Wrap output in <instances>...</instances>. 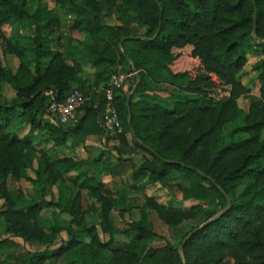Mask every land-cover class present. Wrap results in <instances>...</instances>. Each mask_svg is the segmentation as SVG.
<instances>
[{
    "label": "trees",
    "instance_id": "obj_1",
    "mask_svg": "<svg viewBox=\"0 0 264 264\" xmlns=\"http://www.w3.org/2000/svg\"><path fill=\"white\" fill-rule=\"evenodd\" d=\"M30 2L0 0V50L20 59L14 71L0 57V83L15 91L12 98L0 91V226L8 235L0 237V264L52 258L64 264H264V57L253 66L259 94L240 80L248 53L264 55V0H55L59 14L36 13ZM63 16L73 17L68 37L61 32ZM111 17L117 23L106 21ZM24 21L32 34L22 44L5 26ZM76 32L85 38L80 44L71 36ZM119 72L132 73L127 89L115 90L121 135L105 134L104 94L86 95L76 123L55 119L49 90L64 100L75 87L108 86ZM165 84L172 87L169 103L155 93ZM220 89L230 94L217 99ZM245 97L249 105L241 118ZM232 123L231 140L222 145ZM242 132L248 137L237 138ZM95 134L118 142L116 162L106 167L102 152L93 172L72 175L79 159L55 149ZM127 173L132 191L146 198L141 217L122 230L112 214L118 188L97 176ZM177 176L190 185H173ZM9 178L33 182L31 202L21 201ZM154 181L199 205L158 202L144 192ZM85 189L95 199L88 209ZM48 207L69 215L70 223L44 224L40 212ZM149 209L175 237L152 229ZM88 213L97 223L87 221ZM62 231L68 241L52 249ZM13 237L47 247L23 253Z\"/></svg>",
    "mask_w": 264,
    "mask_h": 264
},
{
    "label": "rangeland",
    "instance_id": "obj_2",
    "mask_svg": "<svg viewBox=\"0 0 264 264\" xmlns=\"http://www.w3.org/2000/svg\"><path fill=\"white\" fill-rule=\"evenodd\" d=\"M30 5L32 7V10L37 12H41L42 10H52L53 12H56L59 14L58 6L55 2V0H44L42 3H39L35 0H31ZM106 21L108 23H117V20L114 19V17L107 18ZM73 22V17L71 16H63L61 20V32L64 33L66 37L70 36V29ZM31 26L27 21H24L22 23L19 22H13L9 25L5 26V30L9 36H13L21 39V43L25 44L26 39L28 36H30L32 33ZM75 34V35H74ZM71 36L79 40V44L81 43V40L85 39L84 36L78 32L71 33ZM74 43V39H73ZM0 57L3 60V63L8 68H11L12 70H17L20 64V59L15 55L11 53H6L2 49L0 50ZM264 55L258 52H250L248 53V62L244 69L241 72L240 80L242 83H244L254 94H259V83L256 80V72L253 69L254 64L261 58H263ZM85 68L89 71H91V64L90 62L85 61ZM129 69V67L127 66ZM166 85V84H165ZM161 85L160 88H158L155 92H158L160 100H164L166 103L171 102V97L169 96L172 87L171 86H165ZM127 84L123 89H127ZM79 89V87H75ZM82 92H85L84 94L87 95L88 99L89 97H103L102 89L100 87H93L90 91H83V89H80ZM0 91L8 98H12L15 95V91L12 88L10 84L6 83H0ZM151 91V92H154ZM240 106L242 107V114L240 117L242 118L245 115V112L247 111L248 105H249V99L248 98H240L239 100ZM233 126V123L226 126L224 130V139L222 140V145L227 144L230 142V138L228 137V133L230 128ZM248 133L242 132L240 133L237 138H246L248 137ZM264 136V134H263ZM112 144H108L103 148L102 151L97 152L94 156H90L89 159H79L80 166L79 169L72 171L71 174H78L80 172L86 171L89 169L90 172L94 171V168H92L93 159L98 157V155L101 152H104V159L105 161L103 163L106 164V167L111 165L112 163L116 162L117 160V152L113 149L115 145H117L118 142L112 141ZM72 147V146H70ZM49 150L52 149V147H48ZM55 153L58 156H74L73 152H67L66 146H61L58 149H55ZM93 167H100L98 165H95ZM30 175L32 177H35V174L32 170L29 171ZM98 178L103 177L102 180H105L108 182L110 186H115L118 188V195H117V205L113 209V218L117 222L118 226L124 230L127 228L129 222L133 220H138L143 212V207L145 204V195L141 192H133L132 188H130V173L125 174L123 177H112L110 175L104 176V175H98ZM104 181V182H105ZM129 181V182H128ZM173 185L177 183H182L183 185L189 186L190 182L188 180H183L181 176H177V178L170 181ZM9 186L13 189L16 195H18L22 202H31L32 196H34L35 193V187L33 185V182L21 179V180H14L12 178L8 179ZM54 193H56V197L60 198V193L56 186H54ZM88 190L83 191V207L85 209H88V207L95 202V199L92 198L88 193ZM145 194L149 197H155L156 200L160 203L167 204V205H176L178 207L182 208H190L192 206L199 205L200 202L198 201H192V200H184L182 199L181 192L178 190L176 191H170L166 186H164L162 183L154 181L150 182V184L147 185V188L144 190ZM49 198V197H48ZM4 201L0 200V209H3ZM205 209L211 210V206H208L207 204L204 205ZM147 217L149 222L151 223L152 229L157 232L160 235H164L169 239H172L175 237V232L172 229L171 226L164 223V221L158 216V214L154 210H148ZM41 220L46 225H59V226H65L70 223L71 217L67 214H63L59 211V209L55 207H48L43 208L40 212ZM87 221L91 224L97 223L96 216L89 214L87 215ZM100 237L104 240L107 239L106 234L102 233L99 229ZM0 237H8L7 234H4L2 224L0 226ZM125 239L129 238V234H125L123 237ZM13 239L21 244L23 253L30 252V253H36L38 251H43L47 245H42L41 243H35V242H24L22 238L20 237H13ZM69 239V235L67 231H62L56 238L53 245L50 247L52 249L59 247L61 244H65ZM85 240L89 241V238L84 237ZM2 257V256H1ZM0 257V258H1ZM44 264H64L61 262L60 258L57 259H48L45 261Z\"/></svg>",
    "mask_w": 264,
    "mask_h": 264
},
{
    "label": "built area",
    "instance_id": "obj_3",
    "mask_svg": "<svg viewBox=\"0 0 264 264\" xmlns=\"http://www.w3.org/2000/svg\"><path fill=\"white\" fill-rule=\"evenodd\" d=\"M134 73L136 74L137 71ZM131 75L132 73L126 72L113 74L108 86L101 88L105 99V111L102 122L106 135L118 137L123 133V126L115 102V90L123 89ZM48 93L51 95L50 111L56 117L55 119L62 124L76 123L79 119V112L87 99L84 92L74 88L64 100H58L53 90H49ZM229 94L228 90L223 91L220 89L217 99Z\"/></svg>",
    "mask_w": 264,
    "mask_h": 264
},
{
    "label": "crops",
    "instance_id": "obj_4",
    "mask_svg": "<svg viewBox=\"0 0 264 264\" xmlns=\"http://www.w3.org/2000/svg\"><path fill=\"white\" fill-rule=\"evenodd\" d=\"M127 64H124L123 65V68H127ZM89 71V70H88ZM94 70L91 69L90 72H93ZM165 86H169V85H165ZM172 90V89H171ZM157 95L159 94L158 92H155ZM114 141V140H106V138L104 136H99V135H90L86 138L85 142L83 143H73L71 140L68 141L67 144L63 145V146H66L67 147V152H73L74 153V156L75 158L77 159H89L90 156H94L97 152H100L103 150V148L105 146H107L108 144H112L111 142ZM62 146V147H63ZM72 146V147H70ZM61 147V146H60ZM59 147H57L56 149H58ZM102 153V152H101ZM100 153V154H101ZM99 154V155H100ZM98 155V156H99ZM80 166V163L79 165L74 168V170L72 171H75V170H78L79 169H83L82 168H79ZM96 168V167H95ZM104 176H108V175H104ZM105 181V180H104ZM106 182V181H105ZM108 183V182H107ZM55 189V187H54ZM53 189V190H54ZM56 194V193H55ZM106 238L109 239V235L106 234ZM107 239H104V240H107Z\"/></svg>",
    "mask_w": 264,
    "mask_h": 264
},
{
    "label": "water",
    "instance_id": "obj_5",
    "mask_svg": "<svg viewBox=\"0 0 264 264\" xmlns=\"http://www.w3.org/2000/svg\"><path fill=\"white\" fill-rule=\"evenodd\" d=\"M139 82H140V81H138V84H139ZM135 88H137V86H135ZM135 88H134V89H135ZM225 210H226V209H225ZM225 210H224V211H225ZM224 211H222L221 214H222ZM182 248H183V245L181 246V249H182Z\"/></svg>",
    "mask_w": 264,
    "mask_h": 264
}]
</instances>
